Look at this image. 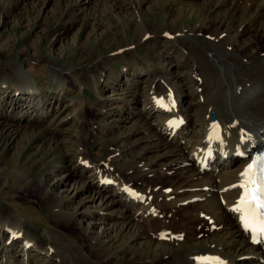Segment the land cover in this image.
Returning a JSON list of instances; mask_svg holds the SVG:
<instances>
[{"label":"rangeland","instance_id":"1","mask_svg":"<svg viewBox=\"0 0 264 264\" xmlns=\"http://www.w3.org/2000/svg\"><path fill=\"white\" fill-rule=\"evenodd\" d=\"M127 2L134 6L130 8ZM216 4V0H0V208L5 216H16L28 225L40 247L39 251L28 253L22 238L13 240L11 234L0 233V264H6L8 258L14 264H61L58 255L54 259L45 253L52 244L49 233L53 238L58 236L63 248L65 243H75L74 249L65 253L72 264H82V256L93 264H159L157 255L166 249L162 250L164 246L159 243L131 239V226L118 214L120 210L126 214L127 208H115V213L97 211L94 218L80 219V214L75 217L90 234L99 235L111 246L109 259L102 262L95 258L96 247L89 239H82L77 228L63 231L57 227L58 217L48 198H61L66 212L101 207L98 186L89 188L90 169L71 174L82 150L103 165L109 161L110 153L118 149L126 158L118 169L129 172L140 157L149 164L166 152L158 147L146 152L150 142L143 139L149 135V125L162 117L147 116L144 120L132 112L146 108L143 94L151 77L170 71L169 87L185 92L179 113L195 102V95L188 96V85L199 74L193 57L188 56V48L180 44L191 37L187 34L189 29L205 23L209 30L213 23L224 24L228 20L216 11ZM163 22L168 31L139 41L144 36V31L140 34V23L150 27L146 28L150 32ZM222 32H231L230 23ZM179 64L182 65L178 67ZM17 70L26 73V81L39 95L35 107L24 116V104L17 105L20 93L14 94L12 86ZM29 89L25 87L24 92ZM226 89L230 93L234 86ZM132 92L137 93L136 97ZM39 115L42 116L37 120ZM197 117L195 113L192 119ZM131 128L137 132L127 138L125 132ZM95 135L100 136L97 144ZM159 142L152 141L156 146ZM166 178L152 185L162 184ZM109 189L106 192L114 194V186ZM203 236L198 235V240ZM163 238L158 242L172 245ZM133 255L131 259L129 256Z\"/></svg>","mask_w":264,"mask_h":264},{"label":"bare ground","instance_id":"2","mask_svg":"<svg viewBox=\"0 0 264 264\" xmlns=\"http://www.w3.org/2000/svg\"><path fill=\"white\" fill-rule=\"evenodd\" d=\"M111 1L117 3L119 0ZM127 3L130 8L134 6L132 2ZM216 3V11L228 20L223 21L224 24L213 23L209 30L204 27L205 23L191 28L187 33L191 37L181 40L180 44L188 48V56L193 57L199 74L188 85V96L195 95V102L188 110L179 113L185 92L173 91L169 87L170 71L160 77H151L153 80L147 82L149 84L143 94L146 108L139 113L132 112L144 120L147 116L162 117L161 121L149 125V135L143 139L150 142L146 152L157 147L166 152L158 154L149 164L140 157L129 172L118 169L119 163L126 159L118 149L110 153L109 161L103 165L97 164L88 151L82 150L71 167V174L90 169L89 188L98 186L101 207L96 210L87 208L84 212H66L61 198H48L58 217L57 227L63 231L77 228L81 238L89 239L96 247L95 258L102 262L109 259L111 246L106 245L99 235L90 234L81 221H76V216L80 214V219L94 218L97 211L115 213V208L124 207L128 212L124 214L120 210L118 214L127 219V226H131V239L159 243L164 246L162 250L166 249V252L158 250L162 252L157 255L159 264H246V261L264 264V237L254 240L245 226L251 205L241 187L242 184L248 187L246 170L253 165L257 152L264 148V0H216ZM228 23L231 32L223 33ZM146 28L143 23L139 24L140 34L144 31L139 41L148 35H162L168 31L165 22L150 32ZM243 41L247 45L244 46ZM138 72L135 71L134 75ZM25 74L17 70L12 80L14 94L20 93L16 103L19 106L24 104L21 116L28 114L35 107V100L39 99L37 91L26 81ZM96 80L98 82L99 79ZM226 81L227 86L224 85ZM231 85L234 89L229 93L226 87ZM132 86L137 89V85ZM25 87L30 88L29 92H24ZM132 93L136 97L137 93ZM128 105L132 109L130 102ZM41 110L44 114V109ZM195 113L198 117L193 120ZM133 128L125 132L127 138L137 132ZM99 138L98 135L93 137L94 144L100 142ZM153 140L160 141L158 146L152 143ZM261 166L264 168V164ZM165 177L168 180L162 184L152 185L154 181L165 180ZM112 186L115 192L108 194L106 191ZM248 189L250 195L252 187ZM44 192L47 194L46 190ZM242 197L244 203L241 202ZM212 227L216 230L212 231ZM0 233L11 234L13 240L22 238V245L29 250L28 253L30 250L39 251L28 225L16 216H5L1 208ZM200 234L204 236L198 240ZM49 236L52 244L45 249L46 255L54 259L58 255L61 264H72L65 253L72 251L75 243L72 246L70 242V245L63 243L66 247L63 248L59 245L62 242L58 236L53 238L51 233ZM163 237L168 238L173 246L158 242ZM82 257V264H93L86 256ZM129 257L134 259V255ZM6 264H14V261L8 258Z\"/></svg>","mask_w":264,"mask_h":264},{"label":"snow or ice","instance_id":"3","mask_svg":"<svg viewBox=\"0 0 264 264\" xmlns=\"http://www.w3.org/2000/svg\"><path fill=\"white\" fill-rule=\"evenodd\" d=\"M251 171V169H249ZM264 173V168L261 169ZM247 175V173H245ZM253 184L251 189V194L249 195V189L246 184H242L241 187L245 190V197H248V203L251 205L252 219L253 221H258L259 230L264 232V176L261 177V182L259 185L255 181H250ZM241 202L244 203V197H242ZM245 226H251L249 224L248 218H245ZM253 227V231H255Z\"/></svg>","mask_w":264,"mask_h":264}]
</instances>
